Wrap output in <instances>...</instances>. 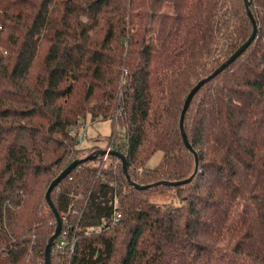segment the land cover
I'll list each match as a JSON object with an SVG mask.
<instances>
[{"label":"trees","instance_id":"1","mask_svg":"<svg viewBox=\"0 0 264 264\" xmlns=\"http://www.w3.org/2000/svg\"><path fill=\"white\" fill-rule=\"evenodd\" d=\"M249 1L256 39L185 113L193 180L138 190L116 156L99 176L103 156L81 162L52 192L62 221L80 210L75 250L52 262L264 264V0ZM252 31L245 0H0V264H45L57 224L43 176L112 139L137 184L192 176L184 99ZM87 113L117 119L104 147L71 135ZM114 195L122 218L86 233Z\"/></svg>","mask_w":264,"mask_h":264},{"label":"water","instance_id":"2","mask_svg":"<svg viewBox=\"0 0 264 264\" xmlns=\"http://www.w3.org/2000/svg\"><path fill=\"white\" fill-rule=\"evenodd\" d=\"M245 7L247 8V12L248 15L251 19V22L253 23V31L251 33V35L248 37V39L242 43V45L237 48L232 55L227 58V60L225 62H223L220 66H218L216 68V70L200 79L198 81V83L189 91V93L186 95L185 97V101H184V105L181 111V118H180V130L182 131V137H183V143L184 145H186L187 148H189L195 156V160H196V169L194 171V173L192 174V176L184 179V180H177V181H159L156 183H152V184H137L132 180V177H130L129 171H128V162H127V158L126 155L122 154L120 151L116 150V149H111L110 151L107 149H99L97 151H95L92 154H89L86 157H82L80 159H75L74 161L71 162V164H69L63 171H61L57 176H55L53 178V180L51 181L50 185L48 186L47 190H46V200L50 206V209L53 210V212L55 213V217H56V229L54 231V233L52 234V236L49 238L50 240L48 241L46 248H45V264H52V251H53V246L57 240V238L60 236L62 230H63V223H62V215L59 211V209H57L54 199H53V190L58 187L60 185V183L66 179V176L69 175L77 166H79L81 164V162H85L88 160H95V158H97L98 156H103L106 154L109 155H113L116 156L120 162H122L123 167H124V173L125 176L128 178L129 182L138 190L141 189H147L153 186H156L158 184H166V185H182V184H186L188 182H191L193 180V178L196 176V172L199 168V158H198V153L195 150L194 146L191 145L189 138L187 136V132L185 130V113L187 112V110L189 109V107L191 106L194 97L196 96V94L198 93V91L209 81L213 80L214 77H216L217 75H219L220 73L224 72L229 65H231L232 63H234L239 57L242 56V53L252 44V42L256 39L257 36V32H258V23L254 18V15L251 11L250 8V1L249 0H245Z\"/></svg>","mask_w":264,"mask_h":264},{"label":"rangeland","instance_id":"3","mask_svg":"<svg viewBox=\"0 0 264 264\" xmlns=\"http://www.w3.org/2000/svg\"><path fill=\"white\" fill-rule=\"evenodd\" d=\"M165 10L172 12L171 8H166ZM0 50H2L5 54L7 53L5 46L0 47ZM125 118H124V120H125ZM82 121H83V124L86 125L85 130H84L85 136L81 138L79 146H81L82 148L89 147V149L91 146H93L95 144V142L98 143L100 147H104V145L107 142L106 141L107 139H105V138L110 137V135H112L114 133L113 132L114 126H115V123H117L116 118L113 120L115 123L111 119L102 120V117H100V118L97 117V119H93L91 117L90 113L85 114V118H82ZM124 123L125 122L123 121V119H120V124L116 125V130H118L119 132H123L124 130H123L122 126L124 125ZM87 151H89V150H87ZM162 158H163V152L162 151H156L155 154L147 160L145 165L147 167L154 168L155 166H157L158 164L161 163ZM109 161L110 160L107 161V164H109ZM102 164H105L103 159L101 160V163L99 164V166H101ZM1 168H2V164H0V169ZM59 172L60 171L56 170L55 167H53L50 174L43 176L46 179L44 184L41 186V188L43 190V191L42 190L41 191L44 194V196H45V192H46L48 186L50 185L51 181L53 180V178L55 176H57L59 174ZM79 211L80 210H78V209H72V210L70 209L67 212H69L68 214L70 215L72 213L78 214ZM52 219H53L52 221L55 222V218L53 217ZM57 240H56V242H57ZM55 250H61L62 252L66 253V254H67V252L71 253L70 247H68L66 250H63V249L57 248V246H56L55 248L53 247V251H55ZM74 250H75V248H74ZM57 262H59V260L57 261L56 259L55 260L53 259L52 264H58Z\"/></svg>","mask_w":264,"mask_h":264},{"label":"built area","instance_id":"4","mask_svg":"<svg viewBox=\"0 0 264 264\" xmlns=\"http://www.w3.org/2000/svg\"><path fill=\"white\" fill-rule=\"evenodd\" d=\"M86 125L84 124H79L76 127H73V129L70 131L71 135L73 137H77L79 138V140H81L82 137L85 136L84 130H85ZM114 139H112V141L110 142V144L103 148V149H107V150H111L113 149L112 144H113ZM110 155L106 154L103 156V160L105 162V164L107 163V161L109 160ZM105 164H102L100 166V169L98 171V176L101 174V169L103 168V166ZM104 182H106L105 177L102 178ZM111 203L114 207L113 213H112V217L109 219H102L101 223L98 225V227H93V226H89L85 229L86 233H91V232H97L100 230L105 229V227L108 226H112L113 224H117L118 221L122 218V207H121V202L120 199L118 197V195H114V197L111 200ZM69 212L65 213L64 217H63V230L60 234V236L57 238L58 242H57V248L59 249H63L66 250L68 247H70L71 249V253L73 252L76 243L78 241V238L76 237V232L79 230L78 226L76 227L75 224L71 223V220L69 219ZM79 225V224H77Z\"/></svg>","mask_w":264,"mask_h":264}]
</instances>
